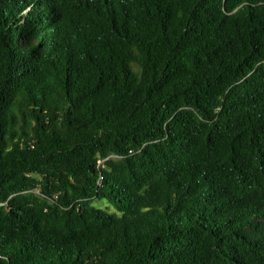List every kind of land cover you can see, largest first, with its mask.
Instances as JSON below:
<instances>
[{
	"label": "trees",
	"instance_id": "16d2710c",
	"mask_svg": "<svg viewBox=\"0 0 264 264\" xmlns=\"http://www.w3.org/2000/svg\"><path fill=\"white\" fill-rule=\"evenodd\" d=\"M0 264H264V0H0Z\"/></svg>",
	"mask_w": 264,
	"mask_h": 264
},
{
	"label": "rangeland",
	"instance_id": "374dc122",
	"mask_svg": "<svg viewBox=\"0 0 264 264\" xmlns=\"http://www.w3.org/2000/svg\"><path fill=\"white\" fill-rule=\"evenodd\" d=\"M96 206L97 207H100L102 209L109 210L110 212H113L114 211V209L107 202H104V201H98L96 203Z\"/></svg>",
	"mask_w": 264,
	"mask_h": 264
}]
</instances>
